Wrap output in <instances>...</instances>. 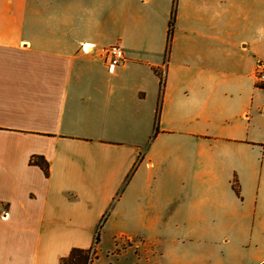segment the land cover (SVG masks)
I'll use <instances>...</instances> for the list:
<instances>
[{"label": "crops", "instance_id": "crops-1", "mask_svg": "<svg viewBox=\"0 0 264 264\" xmlns=\"http://www.w3.org/2000/svg\"><path fill=\"white\" fill-rule=\"evenodd\" d=\"M173 6L0 0V264H60L102 220L114 247L260 228L264 0H178L170 34Z\"/></svg>", "mask_w": 264, "mask_h": 264}, {"label": "rangeland", "instance_id": "rangeland-1", "mask_svg": "<svg viewBox=\"0 0 264 264\" xmlns=\"http://www.w3.org/2000/svg\"><path fill=\"white\" fill-rule=\"evenodd\" d=\"M258 226L260 228L251 233L246 228L238 229V223L229 224L232 232L204 240L156 237L120 239L117 241L118 247L113 246L110 230L103 228L101 243L96 253L90 254V258L92 264H110L107 252L112 248L111 252L117 255L114 264H208L209 260L212 264H264V221ZM130 247H137L135 251L140 255L141 262L137 261L131 249L123 254Z\"/></svg>", "mask_w": 264, "mask_h": 264}, {"label": "trees", "instance_id": "trees-1", "mask_svg": "<svg viewBox=\"0 0 264 264\" xmlns=\"http://www.w3.org/2000/svg\"><path fill=\"white\" fill-rule=\"evenodd\" d=\"M177 2L178 0H174L173 15H172V20L170 22V34L174 26ZM141 161H142V157H139L137 164H139ZM31 163L41 167L45 175L49 176V163L45 160V158L41 156H34L31 160ZM103 221L104 220L100 222L96 230V238L92 247L90 249H79V248L73 249L68 257L63 258L60 261V264H92L93 261L90 258V254H95L97 251L98 244L100 243V231L102 229Z\"/></svg>", "mask_w": 264, "mask_h": 264}, {"label": "built area", "instance_id": "built-area-1", "mask_svg": "<svg viewBox=\"0 0 264 264\" xmlns=\"http://www.w3.org/2000/svg\"><path fill=\"white\" fill-rule=\"evenodd\" d=\"M92 48L93 46L89 44L83 47L85 52H90ZM102 56L110 73H113L118 67L124 65L127 62L125 52L119 44H114L103 49ZM256 80L258 83L264 85V63H259L257 65ZM6 216L7 212L4 211L2 217L5 218Z\"/></svg>", "mask_w": 264, "mask_h": 264}]
</instances>
